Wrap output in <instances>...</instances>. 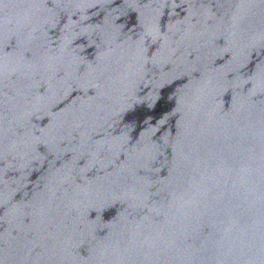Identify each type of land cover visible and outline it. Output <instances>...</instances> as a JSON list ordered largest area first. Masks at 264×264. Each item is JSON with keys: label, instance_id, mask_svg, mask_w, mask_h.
<instances>
[{"label": "water", "instance_id": "1", "mask_svg": "<svg viewBox=\"0 0 264 264\" xmlns=\"http://www.w3.org/2000/svg\"><path fill=\"white\" fill-rule=\"evenodd\" d=\"M0 264H264V0H0Z\"/></svg>", "mask_w": 264, "mask_h": 264}]
</instances>
